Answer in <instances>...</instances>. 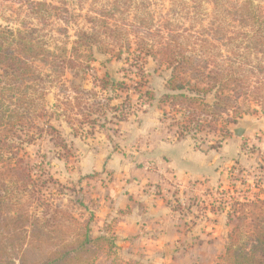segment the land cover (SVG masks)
Returning <instances> with one entry per match:
<instances>
[{
  "label": "rangeland",
  "instance_id": "obj_1",
  "mask_svg": "<svg viewBox=\"0 0 264 264\" xmlns=\"http://www.w3.org/2000/svg\"><path fill=\"white\" fill-rule=\"evenodd\" d=\"M3 29L33 30L51 53L49 62L32 61L33 125L24 132L18 155L7 156L29 162L32 179L18 188L2 177L9 186L2 194L8 188L14 204H0V264H65V257L52 262V252H63L62 245L77 238L76 224L83 239L90 213L96 214L115 181L114 167L107 165L111 153L127 155L142 146L124 138L116 127L119 119L145 111H159L166 135L188 140L210 163L185 187L172 180L159 185L182 233L168 247L173 252L168 264H225L230 243L237 250L264 251L263 244L254 245L264 236V0H0ZM163 48L197 59L203 74L220 80L202 96L206 104L217 103L216 113L211 119L208 108H197V130L192 110L161 101L172 72ZM63 59L75 66L51 65ZM104 77L122 86L103 90ZM121 105V112L115 109ZM46 123L57 128L65 147L55 144L57 135ZM239 127L247 130L243 136L234 132ZM34 186L40 201L30 196ZM57 209L74 214L78 223ZM235 209L238 214L228 217ZM112 224L100 228L95 216L93 242L79 255L72 251L77 259L71 264H142V257L119 251ZM34 230L42 241L35 240Z\"/></svg>",
  "mask_w": 264,
  "mask_h": 264
},
{
  "label": "trees",
  "instance_id": "obj_2",
  "mask_svg": "<svg viewBox=\"0 0 264 264\" xmlns=\"http://www.w3.org/2000/svg\"><path fill=\"white\" fill-rule=\"evenodd\" d=\"M44 4H40V7ZM244 9V8H243ZM39 11V10H38ZM254 15V14H253ZM256 20L257 16L255 14ZM33 30L26 31H13L10 29L0 30V163L3 161V171H0V204H14L13 198L6 189V195L2 194L3 188L9 187L5 185L6 182L3 176L8 177L16 183V187L24 188L27 186L26 179H32V174L30 171V163L26 162L23 158L13 159L8 158V155L17 156L19 150L17 149L23 140L24 132L30 130L31 123L30 116L31 111H34L33 100L29 98L30 89L32 85L29 84L32 73L34 72V67L32 66V61L41 59L45 62H49L48 57L51 52L45 48V44L42 40L36 38L33 35ZM81 37H88V33L81 31ZM163 58L165 61L172 67L171 76L167 80L168 93H165L162 96V102L170 101L169 103L173 106L178 107V110L183 109L192 110L191 111V122L195 124L196 130L199 128V112L197 108L204 106L208 108L211 113L210 117L213 119V114L216 112L217 103L206 104L202 96L210 92L213 87L218 83V77H211L203 74L199 68V61L193 59L192 57L185 56L183 53L175 54L174 52H169L167 48L161 50ZM151 51L147 50V54H150ZM120 55V54H119ZM90 58H93L92 53L89 55ZM58 64H51L55 69L64 68L65 63H68L71 67L75 64L68 59H63ZM89 66H87L88 68ZM140 72L142 73V67L140 66ZM187 75L189 77H187ZM204 82V85H210L209 87H201V83ZM121 83L111 82L110 79L104 77L101 79V87L103 90L108 87H121ZM135 90H139V85L134 86ZM74 89L78 91L82 88V85H74ZM84 90V89H83ZM149 98H154V92L146 91ZM146 95V96H147ZM220 98V97H219ZM111 107V106H110ZM113 107V104H112ZM115 109L122 111L123 106H115ZM120 120V119H119ZM50 132L55 133L57 140L55 144L65 147L64 140L61 138L60 133L58 132L55 126H52L46 123ZM209 125L212 126L211 123ZM41 127H38L40 130ZM25 135V134H24ZM179 137H184V133L180 132ZM8 158V159H7ZM10 159V160H9ZM52 182H56L50 177ZM57 183V182H56ZM35 184V183H34ZM31 189V197L35 198L37 201H40L37 196L41 193L40 190L36 188ZM37 195V196H36ZM6 200L9 202L6 203ZM42 204L52 205L53 202H47L43 200ZM243 205V204H242ZM237 207V206H234ZM238 210L240 209L237 208ZM230 210L227 214L228 217L238 214V210ZM61 211L64 216H66L71 224L78 223V219L74 214L68 213V211L57 209ZM95 219V215L90 213V218L88 219L86 225L84 226L83 239H79V226H74L73 236L77 238L74 241L66 242L62 245L63 252L55 251L52 252V255L56 256L51 261L61 260L64 257L65 264H71V261L77 259V255L74 257L70 256V253L73 251L78 255L81 252L80 249H83L88 243L93 242L91 237V228L90 223ZM92 221V222H91ZM46 225H49L46 222ZM72 227V226H71ZM32 235L35 237L36 241H42L40 239L41 233L38 230H34ZM78 235V236H77ZM77 243L78 246L75 245ZM263 244L264 245V236L261 234L258 236V239L254 241V245ZM61 247V246H60ZM254 249L246 251L244 247L237 250L233 244H229L227 247L226 257L224 258L225 264H264V251L256 252L255 248L257 246H252ZM60 254V255H59ZM88 262H84L87 264ZM62 264V263H61Z\"/></svg>",
  "mask_w": 264,
  "mask_h": 264
},
{
  "label": "crops",
  "instance_id": "obj_3",
  "mask_svg": "<svg viewBox=\"0 0 264 264\" xmlns=\"http://www.w3.org/2000/svg\"><path fill=\"white\" fill-rule=\"evenodd\" d=\"M118 123L116 127L126 140L142 146L132 155L117 150L108 158L115 181L97 204V225L102 228L113 223L124 256L142 257V264H168L173 253L169 246L182 233L159 185L172 180L174 185L185 187L192 178H201L210 163L188 140L166 135L159 111L141 112L138 117L133 114ZM127 160L141 161L142 165L132 162L127 166Z\"/></svg>",
  "mask_w": 264,
  "mask_h": 264
},
{
  "label": "water",
  "instance_id": "obj_4",
  "mask_svg": "<svg viewBox=\"0 0 264 264\" xmlns=\"http://www.w3.org/2000/svg\"><path fill=\"white\" fill-rule=\"evenodd\" d=\"M247 130L243 127L234 129V132L237 136H243Z\"/></svg>",
  "mask_w": 264,
  "mask_h": 264
},
{
  "label": "built area",
  "instance_id": "obj_5",
  "mask_svg": "<svg viewBox=\"0 0 264 264\" xmlns=\"http://www.w3.org/2000/svg\"><path fill=\"white\" fill-rule=\"evenodd\" d=\"M125 110H126V108H125ZM125 110H124V112H123V113H127Z\"/></svg>",
  "mask_w": 264,
  "mask_h": 264
}]
</instances>
